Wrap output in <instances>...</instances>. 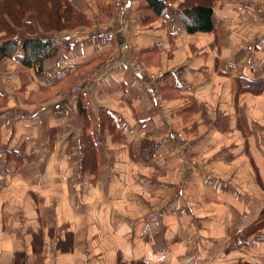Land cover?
<instances>
[{"label":"crops","instance_id":"1","mask_svg":"<svg viewBox=\"0 0 264 264\" xmlns=\"http://www.w3.org/2000/svg\"><path fill=\"white\" fill-rule=\"evenodd\" d=\"M72 1L90 24L17 28L61 41L43 74L0 63V264H264V226L243 235L264 223V0H215L195 33L185 0L146 23L141 0Z\"/></svg>","mask_w":264,"mask_h":264},{"label":"trees","instance_id":"2","mask_svg":"<svg viewBox=\"0 0 264 264\" xmlns=\"http://www.w3.org/2000/svg\"><path fill=\"white\" fill-rule=\"evenodd\" d=\"M214 2L215 0H185L177 11V16L186 23L190 33L213 32L216 28ZM141 3L145 13L144 23L166 14L167 0H141ZM31 15L37 17L41 29L46 33L71 31L90 24V21L72 0H0V63L7 58L17 56L23 65L36 67L38 73L43 74L44 62L59 56L62 43L54 37H33L22 42L16 39L17 28H25L32 34L36 32L33 22L28 19ZM19 44H22L20 54H18ZM68 74L67 70L61 71L57 80L68 78L70 76ZM259 90H264V80ZM3 104L4 101H0V106ZM80 107L81 114L87 120V108H84L83 104H80ZM103 115L112 119L107 111H104ZM81 142L84 146V161L96 160L99 148L93 136L85 134ZM157 147L158 143L146 139L141 146L143 157L150 160ZM260 226H264V223L253 225L244 231L243 235L252 233ZM244 242L245 239L241 243ZM25 257V253L17 252L15 262L21 263L22 259L25 261Z\"/></svg>","mask_w":264,"mask_h":264},{"label":"rangeland","instance_id":"3","mask_svg":"<svg viewBox=\"0 0 264 264\" xmlns=\"http://www.w3.org/2000/svg\"><path fill=\"white\" fill-rule=\"evenodd\" d=\"M159 103H160V105H161V104H162V100L159 99Z\"/></svg>","mask_w":264,"mask_h":264},{"label":"built area","instance_id":"4","mask_svg":"<svg viewBox=\"0 0 264 264\" xmlns=\"http://www.w3.org/2000/svg\"><path fill=\"white\" fill-rule=\"evenodd\" d=\"M77 89H80V85L77 86Z\"/></svg>","mask_w":264,"mask_h":264}]
</instances>
